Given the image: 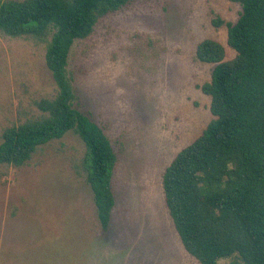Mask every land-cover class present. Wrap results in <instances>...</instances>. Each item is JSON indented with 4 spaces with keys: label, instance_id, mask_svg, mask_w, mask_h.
<instances>
[{
    "label": "rangeland",
    "instance_id": "1",
    "mask_svg": "<svg viewBox=\"0 0 264 264\" xmlns=\"http://www.w3.org/2000/svg\"><path fill=\"white\" fill-rule=\"evenodd\" d=\"M240 13L228 0H132L73 43V107L102 128L117 158L110 222L101 229L85 146L70 131L20 167L0 164V264H199L175 232L162 175L213 118L200 87L214 64L199 62L196 47L211 39L233 59L226 27L212 21L235 23ZM45 52V41L0 32V143L55 96Z\"/></svg>",
    "mask_w": 264,
    "mask_h": 264
},
{
    "label": "trees",
    "instance_id": "2",
    "mask_svg": "<svg viewBox=\"0 0 264 264\" xmlns=\"http://www.w3.org/2000/svg\"><path fill=\"white\" fill-rule=\"evenodd\" d=\"M130 1L0 0V32L45 41L56 86L54 97L36 102V118L3 131L0 164L20 167L39 147L74 132L85 146L86 182L104 231L115 204L117 158L102 128L73 107L67 60L76 40ZM228 1L241 7L237 21L212 23L226 27L235 56L224 60V47L211 39L197 45L195 58L214 64L200 87L213 118L165 169L162 191L182 247L199 264H264V0Z\"/></svg>",
    "mask_w": 264,
    "mask_h": 264
}]
</instances>
